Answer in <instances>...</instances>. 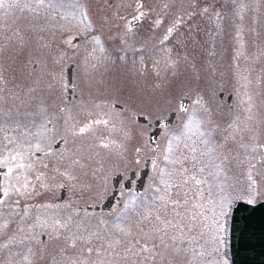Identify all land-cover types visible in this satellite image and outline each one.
Here are the masks:
<instances>
[{"label": "snow or ice", "instance_id": "obj_1", "mask_svg": "<svg viewBox=\"0 0 264 264\" xmlns=\"http://www.w3.org/2000/svg\"><path fill=\"white\" fill-rule=\"evenodd\" d=\"M261 209L264 0H0V264H232Z\"/></svg>", "mask_w": 264, "mask_h": 264}, {"label": "water", "instance_id": "obj_2", "mask_svg": "<svg viewBox=\"0 0 264 264\" xmlns=\"http://www.w3.org/2000/svg\"><path fill=\"white\" fill-rule=\"evenodd\" d=\"M139 183L137 188H140ZM239 235L237 232L232 236L233 264H264V209L254 217L247 234L246 243L250 244V247L241 248Z\"/></svg>", "mask_w": 264, "mask_h": 264}, {"label": "flooded vegetation", "instance_id": "obj_3", "mask_svg": "<svg viewBox=\"0 0 264 264\" xmlns=\"http://www.w3.org/2000/svg\"><path fill=\"white\" fill-rule=\"evenodd\" d=\"M140 179H141V178L138 176V177H137V180L134 181V183H133V186H134V187H136V188L138 187V183H139ZM139 184H140V183H139ZM227 252H228V254H229V256H230V240H229V247L227 248Z\"/></svg>", "mask_w": 264, "mask_h": 264}]
</instances>
